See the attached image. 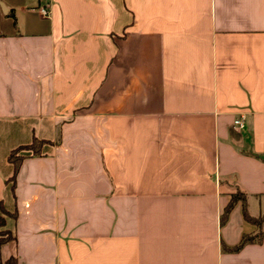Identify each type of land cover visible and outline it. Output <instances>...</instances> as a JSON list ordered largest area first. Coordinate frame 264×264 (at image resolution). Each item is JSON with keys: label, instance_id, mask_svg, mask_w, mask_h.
I'll return each mask as SVG.
<instances>
[{"label": "crops", "instance_id": "0c3cea01", "mask_svg": "<svg viewBox=\"0 0 264 264\" xmlns=\"http://www.w3.org/2000/svg\"><path fill=\"white\" fill-rule=\"evenodd\" d=\"M237 188L261 215L264 0H0L1 264H264Z\"/></svg>", "mask_w": 264, "mask_h": 264}, {"label": "trees", "instance_id": "16d2710c", "mask_svg": "<svg viewBox=\"0 0 264 264\" xmlns=\"http://www.w3.org/2000/svg\"><path fill=\"white\" fill-rule=\"evenodd\" d=\"M46 143H47V141L40 140V139L35 137L32 144L21 146V147L11 151V153L9 155V161L15 167V175L13 176V180L15 179L16 174L19 171V168L21 166V163L25 158V155H23L21 152L24 150H30V151H32L33 155L40 156L42 154L43 145ZM239 201L243 202V213H244L245 219L248 222L257 225L259 227V232L256 235H248V234L244 235L241 242L237 246L230 249L233 251H239L248 243H252V242H258L259 243L262 241L263 236H264V231L262 228L263 223H264V212L261 215H259L258 217L251 216L249 214L248 207H247L246 195L239 188H237L236 191L232 194V198H231L229 204L227 205V207L225 208V212L223 214L222 220L224 221L228 218L230 212L232 211V209L234 208L236 203ZM4 210L5 209L3 208V206L0 203V226H2L4 223V217L2 215ZM0 234H1L0 244L6 240H10L13 238L12 235L10 234V232H8V231L2 232ZM227 250H228V248H227ZM0 264H1V260H0ZM5 264H18V260L16 257L13 256V257L9 258L5 262Z\"/></svg>", "mask_w": 264, "mask_h": 264}, {"label": "built area", "instance_id": "2783aa9c", "mask_svg": "<svg viewBox=\"0 0 264 264\" xmlns=\"http://www.w3.org/2000/svg\"><path fill=\"white\" fill-rule=\"evenodd\" d=\"M41 14L43 15V16H48L49 15V10L47 9V8H41ZM235 125H237V126H239L240 128H245V126H246V124H245V122H244V120L243 119H237L236 121H235Z\"/></svg>", "mask_w": 264, "mask_h": 264}]
</instances>
